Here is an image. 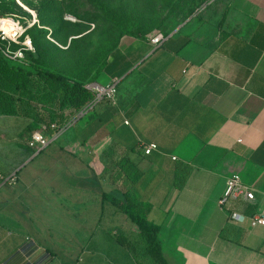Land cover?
Returning a JSON list of instances; mask_svg holds the SVG:
<instances>
[{"label":"crops","instance_id":"1","mask_svg":"<svg viewBox=\"0 0 264 264\" xmlns=\"http://www.w3.org/2000/svg\"><path fill=\"white\" fill-rule=\"evenodd\" d=\"M154 35H124L109 54L100 84L118 82L117 103L101 100L51 138L62 160L70 155L96 172L99 199L87 195L95 187L88 173L20 181L18 167L15 181L0 187V264H104L61 256L62 242L72 245L68 233L32 230L27 220L101 222L105 210L120 230L92 236L89 248L108 255L105 264H139L117 239H138L133 222L103 204L105 192L150 203L169 264H264V226L252 227L248 218L264 212V0H222L157 46ZM151 143L158 148L144 154ZM236 173L256 199L222 207ZM232 211L247 218L235 221Z\"/></svg>","mask_w":264,"mask_h":264},{"label":"rangeland","instance_id":"2","mask_svg":"<svg viewBox=\"0 0 264 264\" xmlns=\"http://www.w3.org/2000/svg\"><path fill=\"white\" fill-rule=\"evenodd\" d=\"M190 1L193 0H67L66 4H63L60 0H0V19L11 18L21 28L16 36H11L0 27V49L4 57L16 65L29 67L34 62L45 63L50 60L55 67L63 70V75L67 78L87 85L92 82L105 84L101 79L105 74V63L112 49L124 35L145 36L154 35L157 32L170 33L189 18L198 16L204 9L219 4L222 0H200L194 8L186 4ZM62 13L63 19L69 24L61 22L59 16ZM42 18L51 24L46 26L49 29L47 39L40 36L36 29V27H44L41 23ZM76 29L84 30V32L74 35ZM53 30L58 37L51 35ZM34 37L39 46L45 49L44 56L37 52ZM73 38H76L74 43ZM66 40L68 44L73 43L70 53L56 51L54 44L66 49L68 46L61 43ZM16 53H22V58L12 59L11 57ZM60 65L64 68L62 69ZM40 85L41 88L32 87L30 90L32 95H29L27 91H16L0 77V92L11 93L15 97L14 103H9L0 95V185L13 175L14 169L20 164L19 160L13 159L14 154L10 151L8 144L17 138L31 116L43 111L49 113L44 108L46 105L38 100V93L42 90L43 82ZM12 109L16 110L15 114ZM46 134L49 137L50 130ZM56 143H51L41 153L36 156L34 154L22 163L17 169L22 167L17 178L20 181L26 178L30 181L80 180L86 179L81 176L88 173L92 175L90 177L94 180L95 187L88 190L87 195L97 201L103 189L96 172L88 169L86 162L77 161L76 163L70 155L66 154L65 159L62 160L64 154L53 150ZM55 164L67 167L63 166L55 174L54 170L51 172ZM48 169L51 170L48 171ZM3 192L4 189L0 190V198H4ZM8 195L12 198L19 196L17 192H8ZM15 201L13 207L17 204ZM31 218L33 220H27V222L32 230L39 228L44 232L60 228L63 234L68 233L67 238L71 237L72 245L62 242L67 251L61 252L60 255L72 256L77 258L78 262H80L79 257L89 255L100 259L105 264L109 260L108 255L90 249L88 246L90 238L92 236L97 238L105 229L120 230L111 220L107 210L101 222H99L100 217L76 221L43 220L32 216ZM90 250L93 251L90 252Z\"/></svg>","mask_w":264,"mask_h":264},{"label":"trees","instance_id":"3","mask_svg":"<svg viewBox=\"0 0 264 264\" xmlns=\"http://www.w3.org/2000/svg\"><path fill=\"white\" fill-rule=\"evenodd\" d=\"M66 1L67 0H60L63 4H66ZM199 3L200 0H193L186 4L194 8ZM69 12L71 11L69 10ZM59 18L63 24L68 23L63 19V13ZM41 23L44 27H36V24H34V26L39 32V35L46 38L49 34V29L46 28V26H51V24L43 18ZM83 32L84 30L79 31L76 29L74 35ZM51 35L57 36L54 34V30ZM33 41L35 42L37 52L41 54V56H44L45 49H42L39 46L35 37ZM75 41L76 38H73L72 42L74 43ZM61 43L68 47L63 49L54 44L56 51L70 53L73 43L68 44V40L64 42L61 41ZM117 46L118 44L112 49V51ZM60 66L62 69L64 68L63 65ZM59 69L60 67H55L50 60H47L45 63L37 61L34 62V64L29 65V67L16 65L12 63V61L7 60L4 57L3 51L0 49V77L16 89V91H27L29 95H32V91H30L32 87L39 88L41 86L40 83L43 82L44 85L42 90L38 93V100L46 105L44 108L49 111V113L43 111L40 114L38 113V115L31 116L26 122L25 127L17 135V138L8 144L10 151L14 154L13 159L15 161L19 160V166L38 151V149L29 144L33 132L41 130L43 124L50 127V124L54 119H57L59 127L64 126L71 120L72 115L78 114L81 109L92 102L95 98L94 92L86 86V83L67 78L63 75V70ZM0 95H2L4 100L9 103H14L15 101V97L11 93L4 94L3 92H0ZM50 110H52L51 113ZM12 112L15 114L16 110L12 109ZM26 112L30 114L28 111ZM48 130H50L51 135L54 133L53 130ZM27 136L28 139H26ZM43 150L44 149L40 150L39 153ZM19 166H17L14 171ZM13 178H15L14 175L6 185L11 183ZM106 202L111 203L119 212L125 214L127 218L133 222L132 229L133 232L138 235V239L132 241L129 237L123 234L118 235L117 239L132 252L139 264H169L164 256L162 241L159 237L160 225L151 221L148 217L151 207L150 203L140 201L127 193L124 198H118L114 194L105 192L103 193V204ZM236 204L243 205L244 202L238 201Z\"/></svg>","mask_w":264,"mask_h":264},{"label":"built area","instance_id":"4","mask_svg":"<svg viewBox=\"0 0 264 264\" xmlns=\"http://www.w3.org/2000/svg\"><path fill=\"white\" fill-rule=\"evenodd\" d=\"M167 35L163 32H157L151 39V42L157 46L161 44ZM31 46V42L29 43ZM22 53H16L12 56V59H20L22 58ZM90 90H92L95 94V98L92 102L86 105L80 112L74 117V119L70 120L64 126L59 127L57 119L50 124V127L46 124L42 125V129L35 131L32 133L31 139L29 140V144L32 147L38 149V151L46 148L50 142L51 138H56L60 134H62L66 129H68L73 122L79 117L85 115L89 110H91L98 102L103 99H107L112 101L113 103H117V93H118V82L113 81L107 85H102L98 82H92L86 85ZM51 129L54 131L52 135L49 137L46 134V131ZM158 147L155 143L144 144L142 146V151L144 154L148 155L152 153V151L156 150ZM15 181V178L11 180V183ZM256 199L255 190L249 183L245 182L240 174H233L227 179L226 188L219 200V203L222 207H225L232 200L234 201H244L248 203H253ZM231 218L235 221H243L247 218L246 215L238 212L232 211ZM250 225L252 227L263 225L264 226V212H256L252 215L248 216Z\"/></svg>","mask_w":264,"mask_h":264},{"label":"bare ground","instance_id":"5","mask_svg":"<svg viewBox=\"0 0 264 264\" xmlns=\"http://www.w3.org/2000/svg\"><path fill=\"white\" fill-rule=\"evenodd\" d=\"M23 5V4H22ZM24 6V5H23ZM27 10H30L28 7L24 6ZM0 27L5 30L11 36H16L21 28L17 25L15 21L11 18L8 19H0Z\"/></svg>","mask_w":264,"mask_h":264},{"label":"water","instance_id":"6","mask_svg":"<svg viewBox=\"0 0 264 264\" xmlns=\"http://www.w3.org/2000/svg\"><path fill=\"white\" fill-rule=\"evenodd\" d=\"M180 26H181V25H180ZM39 152H40V151H37L36 154H38ZM12 176H13V175H11L10 177H8V178L4 181V183L0 185V187L3 186L5 183H7V182L12 178Z\"/></svg>","mask_w":264,"mask_h":264}]
</instances>
